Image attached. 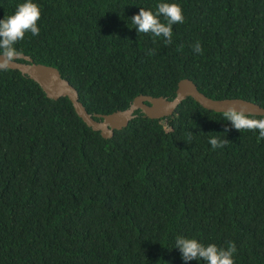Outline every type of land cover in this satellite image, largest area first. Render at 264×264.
Here are the masks:
<instances>
[{
  "label": "trees",
  "instance_id": "1",
  "mask_svg": "<svg viewBox=\"0 0 264 264\" xmlns=\"http://www.w3.org/2000/svg\"><path fill=\"white\" fill-rule=\"evenodd\" d=\"M24 2L0 0V20ZM34 2L40 33L16 47L57 68L90 114L124 110L139 95L172 99L182 79L210 98L264 108V0ZM161 2L185 15L171 44L131 20ZM135 114L103 138L67 97L0 70V264H186L179 236L234 243L235 264H264L259 130L238 131L191 97L170 116ZM209 135L229 142L213 149Z\"/></svg>",
  "mask_w": 264,
  "mask_h": 264
},
{
  "label": "clouds",
  "instance_id": "2",
  "mask_svg": "<svg viewBox=\"0 0 264 264\" xmlns=\"http://www.w3.org/2000/svg\"><path fill=\"white\" fill-rule=\"evenodd\" d=\"M41 16L40 6L34 0H26L17 6L13 15L0 20V70L9 69L21 57L22 50H18L16 45L25 38L27 33H31L32 36L39 35L38 21ZM161 16L166 23L161 22ZM131 20L139 34L151 33L154 37L162 36L167 44H171L173 25L183 24L185 15L179 4L161 2L156 5L155 13L141 8L139 14ZM193 51L203 53L199 41L193 45ZM223 117L224 121H230L238 131L259 130L258 139H264V119L253 118L247 106L241 105L237 108L232 105L223 112ZM228 142V139H221L218 135H209V143L213 149L223 148ZM175 248L180 249L186 264L191 260H204L206 264H235L233 254L237 252L234 243H230L228 248L224 249L215 244L205 246L195 238L183 236L177 237Z\"/></svg>",
  "mask_w": 264,
  "mask_h": 264
},
{
  "label": "water",
  "instance_id": "3",
  "mask_svg": "<svg viewBox=\"0 0 264 264\" xmlns=\"http://www.w3.org/2000/svg\"><path fill=\"white\" fill-rule=\"evenodd\" d=\"M9 69L18 70L22 75L36 82L48 98L67 97L85 124L92 130L98 131L103 138H110L114 130L125 127L136 116L135 111L137 110L150 119L170 116L187 97L193 98L203 108L214 112H224L232 105L237 108L245 105L253 115L264 116V108L254 102L242 98H210L200 92L193 81L189 79H182L178 82L176 94L172 99L163 96L139 95L124 110L110 114H90L79 101L75 87L61 76L57 68L35 63L29 56L22 53L21 57Z\"/></svg>",
  "mask_w": 264,
  "mask_h": 264
}]
</instances>
